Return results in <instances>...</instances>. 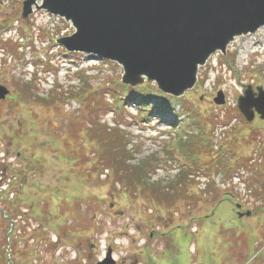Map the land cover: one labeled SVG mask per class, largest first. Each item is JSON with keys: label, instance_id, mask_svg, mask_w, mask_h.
Instances as JSON below:
<instances>
[{"label": "rangeland", "instance_id": "rangeland-1", "mask_svg": "<svg viewBox=\"0 0 264 264\" xmlns=\"http://www.w3.org/2000/svg\"><path fill=\"white\" fill-rule=\"evenodd\" d=\"M41 6V0H0V78L13 97L0 104V174L8 168L11 179L18 168L26 176L14 197L5 191L9 176L0 180V264H96L111 236L127 264H264V122L259 116L250 124L237 108L245 91L264 88V29L233 39L200 67L196 86L179 92V102L170 100L167 111L148 107L145 120L137 95L120 104L118 115L107 106L84 108L85 89L87 102L110 98L107 86L101 88L108 77L155 80L90 51L64 50L76 26ZM220 90L228 95L222 106L213 101ZM118 123L128 132L126 148L134 151L127 164L159 157L152 181L175 180L183 165L207 178L190 174L187 193L171 208L141 190H126L102 168L91 138L93 128L106 135ZM182 126L190 134L181 145L188 156L199 153L200 163L186 162L173 147L172 157L165 153L164 140H175ZM7 147L12 161L2 166ZM212 159L215 165L205 168ZM48 172L51 181L45 182ZM112 199L123 214L110 215ZM238 203L246 206L241 217ZM138 231L142 237L133 244ZM93 243L98 248L89 260Z\"/></svg>", "mask_w": 264, "mask_h": 264}, {"label": "water", "instance_id": "water-1", "mask_svg": "<svg viewBox=\"0 0 264 264\" xmlns=\"http://www.w3.org/2000/svg\"><path fill=\"white\" fill-rule=\"evenodd\" d=\"M44 7L73 21L70 50L116 59L130 74L147 73L178 94L196 81L197 63L235 34L264 25V0H43ZM6 94L7 90L0 89ZM222 91L215 98L225 103ZM252 121L264 118V90L239 98ZM110 255V253H109ZM99 264H115L112 256Z\"/></svg>", "mask_w": 264, "mask_h": 264}, {"label": "trees", "instance_id": "trees-1", "mask_svg": "<svg viewBox=\"0 0 264 264\" xmlns=\"http://www.w3.org/2000/svg\"><path fill=\"white\" fill-rule=\"evenodd\" d=\"M105 85L109 90L110 98H106L105 102L103 103L102 99L104 98V96L101 99L98 98L99 96L94 98V101H92V103L87 102V96L89 95L90 91L86 89L84 90V95L80 96V99L82 101V105L86 110H88L92 104H95V106L97 105L100 109H102L104 106H107L108 108L118 110L120 104L123 106L126 105V103L123 102L124 96L128 98L134 96L135 94L138 97V101L145 107H147L153 99H157L161 104H168L170 100L175 102H179L180 100L173 97L172 95L162 92L161 90H159V87L156 84H153L150 81H145L142 84L138 83L132 85L131 83H126L121 77H117L114 75L112 77H108V80L103 83V86L101 88H103ZM156 94L158 96H156ZM95 95L97 96V93ZM31 96L32 95H30V97ZM75 97L77 98L78 96ZM108 110L110 111V109ZM185 112H188V110L186 109ZM93 126H97V124L95 123ZM97 133H104L93 128L91 136L92 140L96 141V143L98 144V150L95 153L98 152V155L101 158L103 166L102 168L104 170H110L113 173L115 180L124 185L126 187V190L132 189V191L139 192L141 190L143 194L150 195L154 201L156 200L160 205H162V207L166 208H171L176 200H181L183 193H185L184 189H187L186 182L190 180L189 178L191 172L189 169H182L183 171L176 176L175 180H158L156 182L152 181V170L155 167L153 163L159 158L155 157L157 155L153 154L152 156L144 157L137 162H133V165L127 164V161L129 160L127 158L130 155L129 152L134 153V151L128 150L126 148L129 142V139L126 138L128 137V132L118 126L111 127L110 131H107L106 135L104 134V139H101V136H97ZM181 139H183V135H181L180 138L174 143L181 157L186 160L189 159V161L193 160L196 162H200L201 160L198 159L199 153L196 156L191 155L192 157L186 154V151L181 145V142H183V140ZM112 144L114 146H112ZM135 149V151H137L138 148L135 147ZM170 152H166V154L172 156ZM106 158H108L107 166L104 165ZM129 158H132L131 160H133L134 157L130 156ZM215 161V159H212L211 164H209L208 162H204L205 168H212L215 165ZM226 166L227 165H224V167ZM215 168L219 169L218 164ZM211 191L213 190L209 189L206 192L207 194H209V192Z\"/></svg>", "mask_w": 264, "mask_h": 264}, {"label": "flooded vegetation", "instance_id": "flooded-vegetation-1", "mask_svg": "<svg viewBox=\"0 0 264 264\" xmlns=\"http://www.w3.org/2000/svg\"><path fill=\"white\" fill-rule=\"evenodd\" d=\"M3 81H4V78H0V86H4V84H3ZM254 86H258V85H254ZM1 92V91H0ZM4 91H2L1 92V94H0V104H2L4 101H9V100H12L13 99V97H12V95H11V92H8V93H6V94H4L3 93ZM3 105V104H2ZM14 106H17V104H15ZM258 118H260L258 115H256V117H255V119L251 122V124H255V123H257V121H258ZM260 121H262V122H264V119L262 120V119H260ZM8 148V147H7ZM19 155H20V153H19ZM230 196H232V195H230ZM226 198H228V199H230L228 196H226ZM235 204H237L235 201H233ZM212 203H213V201H212ZM216 203V201H214V203H213V205ZM219 204H221V203H219ZM239 204V203H238ZM216 205H218V204H216ZM215 205V206H216ZM242 205V204H241ZM242 207H246L244 204L242 205ZM108 210L109 211H112L113 210V213L112 214H110L111 216H115L114 214L115 213H119V214H123V210H121V209H119L118 208V206H117V201L115 200V199H112V200H109V202H108ZM109 213H111V212H109ZM174 212H171V215L169 216V220L170 221H173V218H175L174 217ZM154 222V221H153ZM153 222H152V224H153ZM162 223H154L153 225L155 226V228L158 226V225H161ZM165 226H167V224L165 225ZM141 229H143V227H141ZM140 230V229H139ZM140 232L141 231H138V236H139V238H141L142 237V234H140ZM83 234H84V232H83ZM111 247V249H112V251L113 252H117V251H119V248H117L115 245H114V243H110V242H108L107 243V245H106V249H105V252H104V254H103V256L102 257H105L106 256V253L108 252V249ZM98 248V244H91L90 245V248H89V253L87 254V257H88V259L89 260H91V254H92V252L93 251H95L96 249ZM138 259H136L135 260V263H138ZM119 264H127V261H125L124 260V258H122L121 260H119V262H118Z\"/></svg>", "mask_w": 264, "mask_h": 264}, {"label": "bare ground", "instance_id": "bare-ground-1", "mask_svg": "<svg viewBox=\"0 0 264 264\" xmlns=\"http://www.w3.org/2000/svg\"><path fill=\"white\" fill-rule=\"evenodd\" d=\"M67 20L68 21H71L72 22V20H69V18H67ZM245 33H249L248 31H245V32H243V33H240V34H235L233 37H231V38H229L228 39V42L226 43V45H225V47H217L215 50H213L212 52H210L209 53V55L206 57V59L204 60V61H201V62H199V63H197V72H199V69H200V67H202V66H206L207 65V62L211 59V57L214 55V54H216L218 51L219 52H225L226 51V48H227V46L231 43V41H232V39H237L238 37H240L241 35H243V34H245ZM91 52V51H90ZM92 53H94V52H92ZM94 54H96V55H98V56H101V55H99V54H97V53H94ZM102 57V56H101ZM102 58H104V57H102ZM111 60H116V59H111ZM116 61H118V60H116ZM119 62V61H118ZM120 64L124 67V65L120 62ZM219 66V65H218ZM125 68V67H124ZM219 68H221V66H219L218 67V70H219ZM126 70V69H125ZM217 70V71H218ZM142 74H147V73H142ZM139 75H141V74H139ZM148 76L151 78V79H153V80H155V81H152V80H150L151 81V83H153V84H156L158 87H159V90H161L160 89V84H159V82H158V80L156 79V78H154V77H151L149 74H148ZM146 81V80H145ZM145 81H143V82H145ZM138 83H141V82H135V83H133V84H138ZM196 84H197V80L195 81V83L192 85V87H195L196 86ZM191 87H189V88H186V89H184L183 91H185V90H188V89H190ZM1 92H2V90H0ZM1 92H0V94H1ZM156 96H158L157 94H156ZM150 105H155V106H157V108H159V109H161V110H163V104H161V103H159L158 102V100L157 99H153V100H151V102L149 103ZM52 173L50 172H48L47 174H46V176H45V182H48V181H46V179H48V180H50L51 181V177H50V175H51ZM0 180H2L3 181V176L2 175H0ZM1 182V181H0ZM51 184V183H50ZM18 189L17 188H14V189H12V197H14L15 195H16V191H17ZM6 212V211H5ZM7 213V212H6ZM10 216L12 217V215L10 214Z\"/></svg>", "mask_w": 264, "mask_h": 264}]
</instances>
